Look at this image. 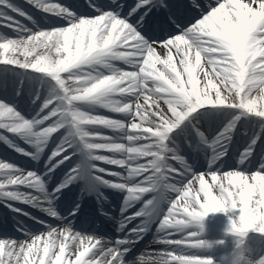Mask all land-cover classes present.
Segmentation results:
<instances>
[{
    "label": "snow or ice",
    "instance_id": "1",
    "mask_svg": "<svg viewBox=\"0 0 264 264\" xmlns=\"http://www.w3.org/2000/svg\"><path fill=\"white\" fill-rule=\"evenodd\" d=\"M26 2L62 23L41 27L13 0H0V28L14 33L0 32V142L39 162L59 140L43 171L0 159V204L46 229L20 226L26 239L0 238V264H220L202 238L209 213L228 215L225 232L237 237L238 249L249 230L264 234V0H87L94 14L59 0ZM25 98L29 114L18 103ZM238 135V167L224 170ZM182 144L204 154L206 170H196ZM258 147V166L249 171L243 166ZM105 189L123 197V235L115 240L75 229L83 200L102 205ZM137 202L139 210L125 215ZM153 223L155 242L165 247L127 261ZM241 260L239 251L221 257L224 264ZM257 260L264 264V256Z\"/></svg>",
    "mask_w": 264,
    "mask_h": 264
},
{
    "label": "bare ground",
    "instance_id": "2",
    "mask_svg": "<svg viewBox=\"0 0 264 264\" xmlns=\"http://www.w3.org/2000/svg\"><path fill=\"white\" fill-rule=\"evenodd\" d=\"M59 2L62 3L60 0H59ZM120 66L121 67H125L124 65H120ZM27 109H28V107H27ZM30 112H31V110H29V109L27 111H24L25 114H29ZM5 134H7V133H5ZM7 135H9L10 138L15 139L18 144H20V145H22V143L25 144L23 141L19 140L18 138L12 137L11 134H7ZM238 139H241V136H239ZM25 145H27V144H25ZM27 150L28 151H31L32 149L31 148H28ZM74 158H77L78 159L79 156H76ZM0 159H4V160H6L8 162V160L5 159V158H3V157H0ZM44 160L45 159L44 158L42 159V157H41V160L39 162L33 161V162L38 163L39 164V168H40V169H33V170L43 171L44 170V168H43V162H44ZM258 162H259V158H258ZM258 162H257V166H258ZM257 166H255L251 170L250 169H247V170H249V171L256 170V167ZM229 170H231V169H229ZM57 174H58V172H57ZM224 216L226 218H223ZM203 224H204V227H205V231L202 233V238H204L205 240L211 241V240H214L216 238H226V237H230L231 238L232 237V234H229V233H226L225 232V228L228 225V215L225 214V213H209L205 217V219L203 221ZM52 225L53 226H60V221L57 220V222H54ZM40 231H46V229L43 227L41 230L36 231V232H32V233H37L38 234ZM78 231H80V230H78ZM253 232H255V231L249 230V232L247 234H251ZM4 237L15 238L17 240H21V239H26L27 238V237H25L23 235V233L20 236H18V237L11 236V235L0 236V238H4ZM224 242L225 241H223V243ZM215 245H218V244L215 243ZM214 247L216 248V250L214 252H212L210 255L214 258V261H218V262H220V264H224V262L221 261V257L222 256H228L227 253H224L225 249L222 248L221 245L220 246H214ZM163 248H164V246L161 245V244L156 243L155 242V238H153V240L146 245V250H144L143 252H147V251H157V250H160V249H163ZM247 248L248 249L250 248L249 245L245 241H243V243L240 245L239 249L237 248L236 251H240V250L243 249V251L246 252V249ZM228 257H230V256H228ZM135 259L136 258H134V259H132L130 261H134Z\"/></svg>",
    "mask_w": 264,
    "mask_h": 264
},
{
    "label": "rangeland",
    "instance_id": "3",
    "mask_svg": "<svg viewBox=\"0 0 264 264\" xmlns=\"http://www.w3.org/2000/svg\"><path fill=\"white\" fill-rule=\"evenodd\" d=\"M95 2L97 3V4H99V5H101V6H105V5H107V3H108V0H95ZM37 18L39 19V21L40 22H47L48 20H46L43 16H41V15H37ZM18 19H20L23 23H25V24H27L26 22H25V19H21V17H18ZM36 20V19H35ZM52 21L53 22H58L59 20H58V18H56V17H54V18H52ZM11 32V29H6V28H0V32H5V33H7V32ZM0 147H2V146H0ZM4 153H6L7 154V152H5V151H3ZM27 225V224H26ZM30 225V224H29ZM15 229L17 230L18 228L15 226ZM11 230H12V228H11Z\"/></svg>",
    "mask_w": 264,
    "mask_h": 264
},
{
    "label": "clouds",
    "instance_id": "4",
    "mask_svg": "<svg viewBox=\"0 0 264 264\" xmlns=\"http://www.w3.org/2000/svg\"><path fill=\"white\" fill-rule=\"evenodd\" d=\"M227 227V226H226ZM205 231V227H204V229H203V232ZM206 241H208L209 243H211L212 244V246H213V244L215 243V241H209V240H206ZM211 248H209L208 250H210ZM239 252H241L242 253V251H239ZM245 260L246 261H249L250 262V264H259V261L258 260H255V261H250V260H247L246 258H245ZM238 264H239V262H238Z\"/></svg>",
    "mask_w": 264,
    "mask_h": 264
}]
</instances>
